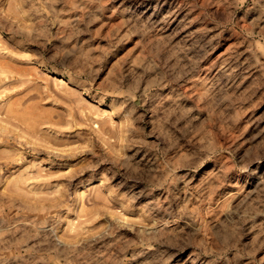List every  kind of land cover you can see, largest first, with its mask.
<instances>
[{
  "label": "rangeland",
  "instance_id": "374dc122",
  "mask_svg": "<svg viewBox=\"0 0 264 264\" xmlns=\"http://www.w3.org/2000/svg\"><path fill=\"white\" fill-rule=\"evenodd\" d=\"M0 264H264V0H0Z\"/></svg>",
  "mask_w": 264,
  "mask_h": 264
}]
</instances>
